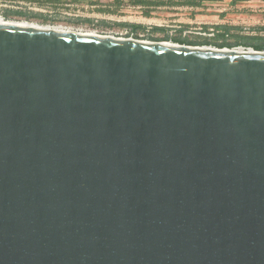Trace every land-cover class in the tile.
Segmentation results:
<instances>
[{"label":"water","instance_id":"95a60500","mask_svg":"<svg viewBox=\"0 0 264 264\" xmlns=\"http://www.w3.org/2000/svg\"><path fill=\"white\" fill-rule=\"evenodd\" d=\"M0 264H264V51L0 22Z\"/></svg>","mask_w":264,"mask_h":264},{"label":"rangeland","instance_id":"374dc122","mask_svg":"<svg viewBox=\"0 0 264 264\" xmlns=\"http://www.w3.org/2000/svg\"><path fill=\"white\" fill-rule=\"evenodd\" d=\"M243 2L0 0V20L80 34L231 49L264 40V0L253 5ZM135 27H140L136 33Z\"/></svg>","mask_w":264,"mask_h":264},{"label":"trees","instance_id":"16d2710c","mask_svg":"<svg viewBox=\"0 0 264 264\" xmlns=\"http://www.w3.org/2000/svg\"><path fill=\"white\" fill-rule=\"evenodd\" d=\"M4 1H26V2H33L34 0H4ZM201 1H205V0H201ZM211 1H213V0H211ZM250 47H252L256 51H264V40H263V42H256L254 44H251Z\"/></svg>","mask_w":264,"mask_h":264},{"label":"crops","instance_id":"0c3cea01","mask_svg":"<svg viewBox=\"0 0 264 264\" xmlns=\"http://www.w3.org/2000/svg\"><path fill=\"white\" fill-rule=\"evenodd\" d=\"M205 1H211V0H205ZM214 1V0H213ZM243 1H245V2H243V3H246V4H249V5H253L252 3H255V2H257V0H252V1H246V0H243ZM259 1V0H258ZM264 30V29H263Z\"/></svg>","mask_w":264,"mask_h":264},{"label":"bare ground","instance_id":"6f19581e","mask_svg":"<svg viewBox=\"0 0 264 264\" xmlns=\"http://www.w3.org/2000/svg\"><path fill=\"white\" fill-rule=\"evenodd\" d=\"M0 22H5V21L1 19ZM10 23L18 24V25L20 24V23H15V22H10Z\"/></svg>","mask_w":264,"mask_h":264},{"label":"flooded vegetation","instance_id":"af4514ba","mask_svg":"<svg viewBox=\"0 0 264 264\" xmlns=\"http://www.w3.org/2000/svg\"><path fill=\"white\" fill-rule=\"evenodd\" d=\"M138 28H140V27H135V28H133V32L136 33V30H137Z\"/></svg>","mask_w":264,"mask_h":264}]
</instances>
